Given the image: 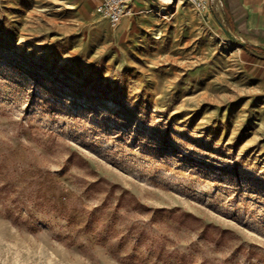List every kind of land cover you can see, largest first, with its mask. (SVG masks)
<instances>
[{
	"label": "rangeland",
	"instance_id": "rangeland-1",
	"mask_svg": "<svg viewBox=\"0 0 264 264\" xmlns=\"http://www.w3.org/2000/svg\"><path fill=\"white\" fill-rule=\"evenodd\" d=\"M100 1L0 0V264H264V56Z\"/></svg>",
	"mask_w": 264,
	"mask_h": 264
},
{
	"label": "crops",
	"instance_id": "crops-1",
	"mask_svg": "<svg viewBox=\"0 0 264 264\" xmlns=\"http://www.w3.org/2000/svg\"><path fill=\"white\" fill-rule=\"evenodd\" d=\"M164 0H132L134 10L142 11ZM170 1V0H165ZM264 1L212 0L211 11L221 18L222 24L234 34L244 48L264 56ZM252 48L260 49L254 50Z\"/></svg>",
	"mask_w": 264,
	"mask_h": 264
},
{
	"label": "built area",
	"instance_id": "built-area-1",
	"mask_svg": "<svg viewBox=\"0 0 264 264\" xmlns=\"http://www.w3.org/2000/svg\"><path fill=\"white\" fill-rule=\"evenodd\" d=\"M186 1L198 11H211L212 0ZM97 10L111 27L117 26L124 17H130L134 14L132 0H101Z\"/></svg>",
	"mask_w": 264,
	"mask_h": 264
},
{
	"label": "trees",
	"instance_id": "trees-1",
	"mask_svg": "<svg viewBox=\"0 0 264 264\" xmlns=\"http://www.w3.org/2000/svg\"><path fill=\"white\" fill-rule=\"evenodd\" d=\"M252 49H254V50H258V52H259V50H260V49H257V48H252Z\"/></svg>",
	"mask_w": 264,
	"mask_h": 264
},
{
	"label": "water",
	"instance_id": "water-1",
	"mask_svg": "<svg viewBox=\"0 0 264 264\" xmlns=\"http://www.w3.org/2000/svg\"><path fill=\"white\" fill-rule=\"evenodd\" d=\"M226 31V30H225ZM227 33H228V31H227Z\"/></svg>",
	"mask_w": 264,
	"mask_h": 264
}]
</instances>
